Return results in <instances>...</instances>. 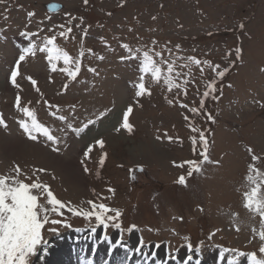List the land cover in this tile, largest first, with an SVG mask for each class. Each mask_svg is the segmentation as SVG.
<instances>
[{
  "label": "rangeland",
  "instance_id": "1",
  "mask_svg": "<svg viewBox=\"0 0 264 264\" xmlns=\"http://www.w3.org/2000/svg\"><path fill=\"white\" fill-rule=\"evenodd\" d=\"M49 1L65 7L50 13ZM48 40L72 61H58L56 72L39 51ZM28 45L35 55L25 54ZM124 45L141 58L147 51L161 68L160 81L144 74L143 97L132 87L139 62L122 60ZM77 62L75 80L60 70L75 71ZM14 64L19 87L11 82ZM169 64L181 85L171 91L163 80ZM213 81L218 98H204ZM202 99L205 110L192 113ZM128 106L133 131H117ZM25 108L58 145L28 137L20 126L32 119ZM0 117V177L47 185L65 205L63 215L49 212L27 264H71L65 245H51L91 227L107 237L122 233L130 246L140 233L148 244L167 245L171 256L181 250L184 257L191 245L208 263L255 264L251 252L264 264V216L245 201L253 187L264 196V0H0ZM89 119L96 123L80 135L66 126ZM200 132L211 163L201 156Z\"/></svg>",
  "mask_w": 264,
  "mask_h": 264
},
{
  "label": "snow or ice",
  "instance_id": "2",
  "mask_svg": "<svg viewBox=\"0 0 264 264\" xmlns=\"http://www.w3.org/2000/svg\"><path fill=\"white\" fill-rule=\"evenodd\" d=\"M31 15V14H30ZM71 32V29H68ZM61 36L65 35V33H60ZM54 39V38H53ZM52 45V40H48L45 43V46L40 48L39 51L47 52L48 54V64L50 65V71L56 72L57 71V62L61 59L63 60L64 65H69L72 61L71 58L67 56L66 53L61 52L57 49L54 45ZM128 51V55L122 57V60H132L137 59L139 62L138 71L141 73L139 77L138 83H133L132 87L135 89L134 96L136 98L143 97L147 93V89L145 88L144 82V74H151L152 78L156 81H160L162 77L161 68L156 65L153 60V56L150 55L147 51H145L142 55V58L137 56L133 49L124 45ZM240 49H236L237 56L240 55ZM25 54H36V46L31 45L24 50ZM156 55H160L156 53ZM25 56L21 55L20 60H24ZM103 59V57H99ZM195 63L199 64V60H195ZM219 68V65L216 66ZM63 72H66L69 77L73 80L76 79L77 73L80 71V64L77 62L75 64V71H70L67 67L60 69ZM93 73H96V69H90ZM228 72V69L225 68L220 71H216V77L218 79H223V77ZM167 75L163 77L164 83L167 85L168 90L171 91L173 88L181 87L180 84L176 83L172 78L173 73V66L169 64L167 66ZM17 71H13L11 74V82L16 87H19L16 83ZM29 79H31L29 77ZM34 85L36 84L35 80L31 81ZM67 85H65V89ZM209 91H205L203 94L204 98H208L211 96L213 100L217 99L218 97L215 95L216 88H215V81H213L209 85ZM39 91V89H36ZM222 91V90H221ZM169 104L173 103L172 100L168 101ZM17 106H19V97L17 98ZM184 108H188V105L184 104L181 105ZM50 107H53L50 105ZM201 110H205L204 100H201L199 109L192 108L191 112L195 114H199ZM29 117H32L31 122H20L21 128L25 131L28 137L32 140H36L38 135H43L45 138V142H50L53 146H56L60 143L59 139L53 136L48 128L44 127L43 125L37 123L35 117L32 113L27 109H23ZM133 108L132 106H128L127 110L122 114L123 122L119 125V128L116 130L119 131L120 129H126L129 133L133 131V126L129 123V114L132 113ZM55 115V113H53ZM104 113H100L97 116V120L103 116ZM62 121H66V117L61 115L58 117ZM187 119V117H186ZM208 120H211L213 123L215 122L211 115H208ZM4 122L0 120V124ZM96 121L89 119L87 123L83 125L81 128H73L71 123H67V127L72 129L76 135H80L84 132L85 129L88 128L89 125L95 124ZM195 131H199V129H195ZM199 139L203 148L201 152V156L203 157L204 162L211 163L212 161L209 160L207 155L209 142L205 137L204 132L199 133ZM168 140L171 141L172 137H168ZM100 148L104 147V143L102 140H98L96 142ZM55 151H59L58 147H54ZM92 151V147H89L87 151L84 153L85 156ZM193 151L195 152V139H194V146ZM106 155V154H105ZM258 157L253 156V160H257ZM104 160H101V165H103ZM184 163L195 165V170L200 171V166L195 161H185ZM183 167V165H180ZM88 169L85 168V171ZM39 171H44L40 169ZM252 171V169H250ZM99 176V173H97ZM193 171H189L188 176H192ZM133 178H135L133 176ZM248 180L252 183H255L253 176L250 174L248 176ZM7 178L0 177V264H27V257L30 254H35V246L40 243L42 237V229L49 221V212L63 215L62 209L65 208V205L56 199L51 191L48 190L47 185H42L39 182H33L30 185L27 183H23L19 180L12 181L11 185L8 184ZM180 185L186 184V178L181 176L178 180ZM34 190H39L40 196L47 197V204H40L38 203V196L34 194ZM245 201L246 206L253 208L254 211L259 212L262 216H264V212H261V209H264V196L258 195V186L251 188L249 192L245 193ZM82 210V209H80ZM80 210L70 209L74 215H80ZM52 223L59 224L60 221L54 220Z\"/></svg>",
  "mask_w": 264,
  "mask_h": 264
},
{
  "label": "bare ground",
  "instance_id": "3",
  "mask_svg": "<svg viewBox=\"0 0 264 264\" xmlns=\"http://www.w3.org/2000/svg\"><path fill=\"white\" fill-rule=\"evenodd\" d=\"M118 238H119V236H115V240H114V242L117 241ZM115 249H118V250H119L120 248H117V247H116ZM163 249H164L163 253L165 254V248H163ZM136 250H137V249L134 247V251H136ZM153 250H155V252L158 254V250H159L158 246H154V247H153ZM116 251H117V250H116ZM124 252H125V251L121 249V253H124ZM130 252H133V249H132L131 251H128V252L125 253L126 259H127V257H128V255H129ZM135 253H136V252H135ZM150 253H151V252H150ZM61 258H62L61 255H59V258H58L57 260L60 261ZM124 260H125V258H124ZM146 260H148V259H146ZM151 262H152V260H151Z\"/></svg>",
  "mask_w": 264,
  "mask_h": 264
},
{
  "label": "water",
  "instance_id": "4",
  "mask_svg": "<svg viewBox=\"0 0 264 264\" xmlns=\"http://www.w3.org/2000/svg\"><path fill=\"white\" fill-rule=\"evenodd\" d=\"M46 6L50 11H58L62 8V4L58 2H50Z\"/></svg>",
  "mask_w": 264,
  "mask_h": 264
}]
</instances>
